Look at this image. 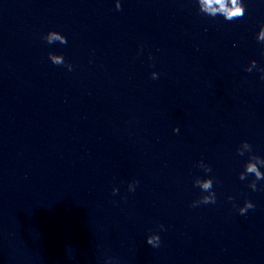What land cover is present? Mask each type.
<instances>
[{"label":"water","instance_id":"95a60500","mask_svg":"<svg viewBox=\"0 0 264 264\" xmlns=\"http://www.w3.org/2000/svg\"><path fill=\"white\" fill-rule=\"evenodd\" d=\"M247 5L225 22L194 0H0V264H264V191L235 154L264 156V80L244 71L264 66V4ZM201 158L217 203L193 208Z\"/></svg>","mask_w":264,"mask_h":264},{"label":"clouds","instance_id":"9594fccd","mask_svg":"<svg viewBox=\"0 0 264 264\" xmlns=\"http://www.w3.org/2000/svg\"><path fill=\"white\" fill-rule=\"evenodd\" d=\"M198 13L208 17L210 19L221 18L225 22H233L234 20L242 19L247 11V0H194ZM260 3L264 4V0H260ZM115 8L117 11L121 9V0H115ZM42 41L48 45L59 43L60 45H66L68 39L59 31L49 30L47 33L41 36ZM255 40L257 44L261 45V55H264V22L259 23L258 31L255 32ZM151 59V57H149ZM48 60L51 64L56 66H62L71 72L74 69V65L65 60L63 54L54 55L52 52L48 53ZM255 70L260 74V79L264 80V66H259L256 60H251L249 64L244 68L245 72L251 73ZM160 73L152 71L150 77L153 80L159 78ZM174 133H179V127L172 129ZM235 154L238 157H246L241 165V169L238 172V179L240 181L247 180V188L251 191H264V156L257 154L253 145L248 140H241L235 148ZM194 167L198 169L202 174L196 175L192 181V186L199 189V196L194 199L190 207H199L201 205H215L217 203V192L215 185L218 183L216 176L213 174V168L211 164L206 162L203 158L197 160ZM139 180L133 179L127 183V191L129 193L135 192L139 185ZM259 185V187H258ZM119 192L118 187L112 188V193L115 195ZM227 200L232 202V207L236 209L237 213L241 216L246 215L249 210L255 208V204L245 198L243 203L237 205L235 202L236 197L229 195ZM165 226L159 224L157 230H149L145 238V242L152 248H159L161 245L160 233L165 231ZM104 264H116L112 257H107Z\"/></svg>","mask_w":264,"mask_h":264}]
</instances>
